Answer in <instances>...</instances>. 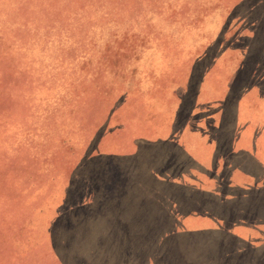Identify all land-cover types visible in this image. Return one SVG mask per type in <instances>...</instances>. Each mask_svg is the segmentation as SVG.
<instances>
[{
    "label": "rangeland",
    "instance_id": "374dc122",
    "mask_svg": "<svg viewBox=\"0 0 264 264\" xmlns=\"http://www.w3.org/2000/svg\"><path fill=\"white\" fill-rule=\"evenodd\" d=\"M0 264H264V0H0Z\"/></svg>",
    "mask_w": 264,
    "mask_h": 264
}]
</instances>
